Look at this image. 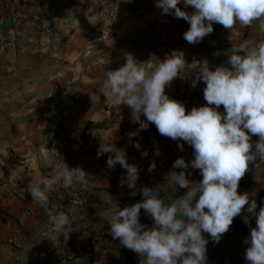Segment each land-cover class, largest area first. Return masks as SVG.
I'll list each match as a JSON object with an SVG mask.
<instances>
[{
	"label": "crops",
	"instance_id": "0c3cea01",
	"mask_svg": "<svg viewBox=\"0 0 264 264\" xmlns=\"http://www.w3.org/2000/svg\"><path fill=\"white\" fill-rule=\"evenodd\" d=\"M51 7L56 12L49 19L47 49L37 42L19 50L0 49V264H54L69 249L77 254L64 264H120L124 258L140 264L138 254L112 238L108 221L118 207L132 205L142 195L138 192L133 197L126 185L121 186L126 170L119 164L115 170L109 169L106 162L110 154L97 155L100 144L114 139L117 147L126 149L129 163L140 169L137 189L163 182L177 158H194L193 149L185 143L181 151L180 141L160 135L154 124L130 136L139 125L130 121V109L121 106V119L106 100L105 71L121 67L125 52L133 53L141 62L152 59L155 63L174 51H183L189 63L195 58L207 61L214 69L226 62L224 52L232 45L264 43V24L257 21L247 28L237 25L230 31L214 24V32L193 45L183 38L190 25L162 15L155 0H131L113 11L111 0H0V44L3 35H40L34 25L21 20L9 24L8 17L14 11L45 13ZM186 10L193 11L190 7ZM195 71L185 70V78H176L166 93L177 100V89L186 78H195ZM205 86L201 82L190 99L180 101L187 111L206 104ZM89 92L99 97V104L93 106ZM69 99L74 103L68 110ZM219 111H224L223 106ZM258 139L252 136L253 143ZM148 145L152 146L151 153L144 156ZM53 147L69 167H83L89 174L87 190L77 186L50 194L57 212L63 211L76 221L66 246L62 237L57 245L49 240L52 223L26 190L32 177L53 174L58 156L44 155ZM153 162L156 168L150 171ZM189 171L190 180L202 179L199 170ZM186 191L169 189L164 202L170 203ZM238 191L256 193L258 208L264 207V170L250 166ZM74 193L87 201L75 204L71 199ZM140 220L145 225L150 223L142 213ZM204 235L209 241L207 264H247L244 253L249 245L243 241L250 236V228L242 216L234 218L218 244Z\"/></svg>",
	"mask_w": 264,
	"mask_h": 264
},
{
	"label": "clouds",
	"instance_id": "9594fccd",
	"mask_svg": "<svg viewBox=\"0 0 264 264\" xmlns=\"http://www.w3.org/2000/svg\"><path fill=\"white\" fill-rule=\"evenodd\" d=\"M181 2L155 0V6L162 15L183 19L190 25L183 34L189 44L201 43L214 32V24L229 31L237 25L247 28L257 21L264 24V0H183V8ZM189 7L193 11H187ZM224 55L226 62L213 69L207 61L194 58L189 63L183 51L166 54L165 59L155 63L152 59L141 62L133 53L125 52L121 67L105 71L106 100L121 119V106L130 109V121L139 125L130 136L154 124L160 135L180 141L181 151L185 143L193 149L194 158H177L163 182L137 189L140 169L129 163L126 149L117 147L114 139L100 144L98 157L110 154L107 167L115 170L119 164L126 170L121 186L126 185L133 197L138 192L142 195L139 202L118 207L108 221L112 238L138 254L140 264H207L209 241L204 234L218 244L237 216H242L250 228V236L243 241L249 245L244 259L247 264H264V207L258 208L256 193L238 191L250 166L264 170V43L232 45ZM189 69L196 70L192 88L201 82L206 85V104L190 112L184 103L166 93V88L176 78H185L182 73ZM88 94L93 106L100 103L94 92ZM221 106L223 112L219 111ZM252 136L259 139L253 143ZM44 155L58 156L53 174L32 177L26 190L52 223L49 240L57 245L62 237L66 246L76 221L63 211L57 212L50 194L77 186L87 190L89 174L83 167H69L55 147ZM155 168L153 162L149 170ZM189 169L199 170L202 179L190 180ZM169 189L187 191L165 203ZM142 209L154 221L152 227L141 223Z\"/></svg>",
	"mask_w": 264,
	"mask_h": 264
},
{
	"label": "built area",
	"instance_id": "2783aa9c",
	"mask_svg": "<svg viewBox=\"0 0 264 264\" xmlns=\"http://www.w3.org/2000/svg\"><path fill=\"white\" fill-rule=\"evenodd\" d=\"M32 2V0H24V2ZM112 1V11L116 7H118L121 4L129 3L131 0H111ZM138 14L142 13V9L136 10ZM56 9L55 7L49 8L45 13L43 11H32L31 14H28L22 10H16L8 17V23L14 24L17 21H23L27 24L34 25L35 29L40 32L39 36H35L34 34L29 35H3L2 41L0 44V49H8V50H19L23 48L27 44H31L34 42H37L43 49H47V34L49 32L50 28V21L51 17L55 14ZM222 29H225L223 26H221ZM194 79L192 77L186 78L184 83L177 89L175 96L178 101H182L183 99H190L191 95L195 94L198 85L196 88L191 87V80ZM74 103L73 99H69L67 109L69 110L72 104ZM152 146L148 145L145 149V152L148 153V155L151 153ZM144 152V153H145ZM72 202L75 204H83L87 201L85 197H77V194L74 193L71 197ZM139 202V200L135 201L134 203ZM133 203V204H134ZM141 213L144 214V216L148 217L144 210H141ZM150 219V218H149ZM154 224V221L150 219V223L147 225L148 227H152ZM77 254V251L74 249H69L65 253L61 255V257L54 263V264H64L68 259L74 257ZM120 264H133L131 259L124 258L121 259Z\"/></svg>",
	"mask_w": 264,
	"mask_h": 264
}]
</instances>
